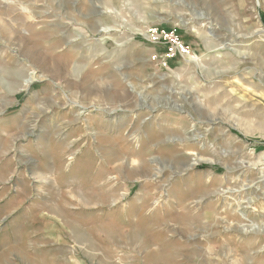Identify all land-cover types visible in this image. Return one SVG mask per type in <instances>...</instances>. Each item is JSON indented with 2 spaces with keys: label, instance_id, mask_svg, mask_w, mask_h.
Returning <instances> with one entry per match:
<instances>
[{
  "label": "rangeland",
  "instance_id": "1",
  "mask_svg": "<svg viewBox=\"0 0 264 264\" xmlns=\"http://www.w3.org/2000/svg\"><path fill=\"white\" fill-rule=\"evenodd\" d=\"M0 264H264V0H0Z\"/></svg>",
  "mask_w": 264,
  "mask_h": 264
},
{
  "label": "built area",
  "instance_id": "2",
  "mask_svg": "<svg viewBox=\"0 0 264 264\" xmlns=\"http://www.w3.org/2000/svg\"><path fill=\"white\" fill-rule=\"evenodd\" d=\"M158 31H160L159 28L152 29L153 34H155ZM161 35H164V37L169 40V42L172 44V47L175 48L176 51L178 52L186 51L184 44L179 40L178 36H176L174 33L168 34L166 32H162Z\"/></svg>",
  "mask_w": 264,
  "mask_h": 264
},
{
  "label": "bare ground",
  "instance_id": "3",
  "mask_svg": "<svg viewBox=\"0 0 264 264\" xmlns=\"http://www.w3.org/2000/svg\"><path fill=\"white\" fill-rule=\"evenodd\" d=\"M34 76H32L31 78H33ZM94 245V244H93Z\"/></svg>",
  "mask_w": 264,
  "mask_h": 264
}]
</instances>
